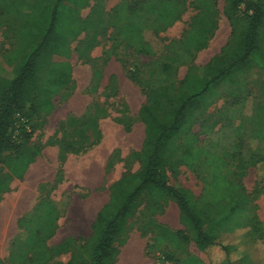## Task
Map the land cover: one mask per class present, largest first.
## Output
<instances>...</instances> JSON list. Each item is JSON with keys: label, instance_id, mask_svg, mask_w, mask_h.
Instances as JSON below:
<instances>
[{"label": "rangeland", "instance_id": "1", "mask_svg": "<svg viewBox=\"0 0 264 264\" xmlns=\"http://www.w3.org/2000/svg\"><path fill=\"white\" fill-rule=\"evenodd\" d=\"M178 1L184 3L180 18L158 36L151 31L155 25L149 12L153 3H157L153 0H91L79 11L74 24H70L79 30L77 34L60 18L57 32L68 40L72 85L54 97L51 114L50 108L44 106L46 115L32 116L27 127V132H31L29 145L40 148L41 154L25 169V163L16 162L19 178L28 171L26 178L10 185L11 175L4 164L0 165V264H21L23 258L11 259L12 255L24 252L20 247L25 234L21 223L35 218L37 206L44 199L50 200L60 212L57 232L47 245L53 248L66 244L68 249L49 264H67L70 254L77 250L84 252L83 256L86 254L92 236L91 223L100 207L108 202L111 186L140 170L139 161L132 157L142 150L146 132L138 116L146 102L138 79L150 81L165 60L173 61L165 46L183 36L192 18L205 10L206 3L215 7L217 26L206 38L205 47L194 54L193 66L199 74L230 40L231 26L223 13L224 0ZM55 3L56 0H0L2 78L14 76L18 64L48 28ZM98 5H102V12L92 15ZM133 5L136 9L130 14ZM244 10L245 5L241 4L236 15L240 16ZM119 15L146 16L144 42L155 48L154 55L140 54L118 37L116 31L125 25ZM102 18L103 25L99 24ZM61 54H56L55 59L59 60ZM136 63L147 67L144 74L139 75ZM188 69V65H178L174 83L162 88L167 89L169 98L176 100L188 92L180 84ZM236 81L232 88L221 93L204 118L193 124L192 134L194 146L220 156L222 173L228 180L239 176L235 181L241 183L251 204L250 216L260 229L259 237L241 247L254 264H264V162H260L264 160V64L254 60ZM64 94L69 97H63ZM90 115L95 117L99 142L91 147L82 145L78 153L61 161L59 146L72 147L74 134L81 142L84 139L74 120ZM63 133L66 136L62 138ZM61 138L65 141L61 142ZM189 152L182 145L172 153L171 158L178 165L170 181L190 191L191 202L202 210L206 221L215 219L228 210L230 202L222 200L223 193L219 192L222 187L212 180L208 166L186 160ZM251 159L255 164L247 165ZM246 225L232 231L226 229L219 236L234 244L251 231ZM122 237L124 244L114 264H220L223 257L221 251L203 253L195 247L193 231L181 223L176 205L169 201L141 202L134 217L123 226Z\"/></svg>", "mask_w": 264, "mask_h": 264}, {"label": "trees", "instance_id": "2", "mask_svg": "<svg viewBox=\"0 0 264 264\" xmlns=\"http://www.w3.org/2000/svg\"><path fill=\"white\" fill-rule=\"evenodd\" d=\"M153 1L157 3H153L149 12L155 25L151 31L158 36L159 32L172 27L180 18L184 3L178 0ZM89 2L56 0L48 28L18 64L14 77L10 80L0 77V165L4 164L16 178L20 176L17 174V163H25V169L41 153L40 148L29 145L31 132H27V127L30 126L32 116L44 111V106H48V111H51L52 99L72 85L68 40L57 32L59 20L63 17V21L69 25L68 29L77 34L79 30L71 25L77 20L79 11L87 7ZM207 4L205 10L192 18L183 36L165 46L172 54L173 61L169 60V63L165 60L150 81L138 79L146 95V102L138 113L146 132L142 150L132 154V157L139 161L140 170L123 176L111 186L108 202L91 225L92 236L86 254L83 256L84 252L77 250L70 254L67 264H114L124 244L123 226L134 217L144 200L154 204L166 201L175 204L181 223L187 224L194 233L195 247L203 253L221 251L223 257L220 264H254L250 254L241 247L260 235L258 222L250 216V201L239 180L235 181L238 175H234L231 180L223 175L222 159L216 152L194 146L192 127L204 118L225 89L233 87L236 79L254 60L264 64V0H224L223 13L231 26L230 40L199 74L198 68L193 66L194 54L205 47L206 38L214 33L217 26L215 7ZM241 4L245 5V10L237 16L236 10ZM135 9L136 6H131L130 14ZM102 10V5L95 6L91 14ZM145 18H125L119 15V19L125 20V25L116 33L126 41L127 46L135 48L140 54L152 56L155 48L144 42ZM104 21L100 19L99 24L103 25ZM60 53V59L56 60L55 55ZM182 64L189 66L180 83L188 92L175 100L174 97L169 98L167 89L162 88L174 83L176 68ZM134 66L139 75L144 74L147 68L137 63ZM63 97L68 98L69 95L64 94ZM74 121L76 130L79 128V132L82 131L84 139L81 142L77 139L78 135L74 134L72 147L59 146L61 161L68 154L78 153L82 145L91 147L99 142L100 133L95 117L90 115ZM65 136L63 133L62 138ZM62 138L60 141L64 142ZM181 142L191 151L185 156L186 160L191 159V163L208 166L212 180L218 187H222L219 191L223 193L222 200L230 202L228 210L222 211L215 219L206 221L202 210L191 202L190 191L170 181V175L177 172L178 165L171 155L180 149ZM78 144L81 145L78 147ZM255 162L251 159L246 164L254 165ZM59 214L50 200L40 201L35 218L21 223L25 238L20 247L24 252L12 255L11 259L23 258L21 264H49L53 258L67 253L66 244L53 248L47 245L55 233ZM245 224L250 226L251 231L238 238L234 244L220 238L219 234L224 230L241 229Z\"/></svg>", "mask_w": 264, "mask_h": 264}, {"label": "crops", "instance_id": "3", "mask_svg": "<svg viewBox=\"0 0 264 264\" xmlns=\"http://www.w3.org/2000/svg\"><path fill=\"white\" fill-rule=\"evenodd\" d=\"M91 1V0H90ZM1 77V76H0ZM14 77V76H13ZM12 77V78H13ZM2 78V77H1ZM11 78V79H12ZM5 79V78H4ZM7 80V79H6ZM8 80H10V79H8ZM54 99L55 98H53L52 99V101H53V109L51 110V111H49L50 113L49 114H51L52 112H53V110H54V107H55V104H54ZM40 114H45L46 115V113L44 112V111H41V112H39ZM45 118H47V117H45ZM97 144V143H96ZM41 154V153H40ZM71 156L72 154H68L66 157H68V156ZM40 156V155H39ZM38 156V157H39ZM37 157V158H38ZM66 157H65V159H66ZM64 162V161H63ZM30 167V166H29ZM10 173V172H9ZM27 174H28V171H26V174L22 177V178H16V177H14L13 175H11V180H10V185L13 183L14 185H15V183L17 182V183H21L23 180H24V178H26V176H27ZM107 202H105V204H106ZM105 204H103L101 207H100V209L96 212V215H95V218H96V216H97V214H98V212L101 210V208L105 205ZM95 218H94V220H95ZM94 220L92 221V223L94 222ZM92 223H91V225H92ZM56 232H57V229H55V233H54V235L52 236V238H50L48 241H50L51 239H53L54 238V236H55V234H56ZM25 238V234H24V236H23V238H22V240ZM15 241L16 239H12L11 241ZM47 241V242H48ZM57 246H59V245H56L55 247H57ZM9 255V254H8Z\"/></svg>", "mask_w": 264, "mask_h": 264}, {"label": "built area", "instance_id": "4", "mask_svg": "<svg viewBox=\"0 0 264 264\" xmlns=\"http://www.w3.org/2000/svg\"><path fill=\"white\" fill-rule=\"evenodd\" d=\"M247 1H255V0H247Z\"/></svg>", "mask_w": 264, "mask_h": 264}]
</instances>
